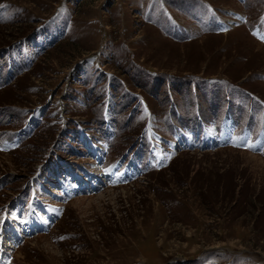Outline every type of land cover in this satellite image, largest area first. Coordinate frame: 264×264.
I'll use <instances>...</instances> for the list:
<instances>
[{"label":"rangeland","instance_id":"1","mask_svg":"<svg viewBox=\"0 0 264 264\" xmlns=\"http://www.w3.org/2000/svg\"><path fill=\"white\" fill-rule=\"evenodd\" d=\"M0 264H264V0H0Z\"/></svg>","mask_w":264,"mask_h":264},{"label":"bare ground","instance_id":"2","mask_svg":"<svg viewBox=\"0 0 264 264\" xmlns=\"http://www.w3.org/2000/svg\"><path fill=\"white\" fill-rule=\"evenodd\" d=\"M121 177H123V176H121ZM121 177H118V179H125L126 177H124V178H121ZM117 181V180H116ZM78 201V200H77Z\"/></svg>","mask_w":264,"mask_h":264}]
</instances>
